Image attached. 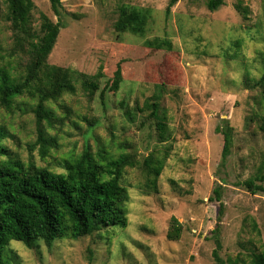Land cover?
Masks as SVG:
<instances>
[{"label": "rangeland", "instance_id": "rangeland-1", "mask_svg": "<svg viewBox=\"0 0 264 264\" xmlns=\"http://www.w3.org/2000/svg\"><path fill=\"white\" fill-rule=\"evenodd\" d=\"M31 1L27 28L40 34L41 14L53 22L58 17L49 0ZM207 1L60 0L61 28L46 60L99 73L98 89L89 95L77 81L75 91L61 97L65 107L54 105L57 148L45 159L37 148L30 151L34 101L23 94L11 109L0 103V125L9 133L4 144L23 161L54 172L85 146L96 152L122 145L109 151L113 160L125 156L131 163L121 176L126 224L32 248L12 240L13 264H216L217 224L222 264H243L264 248V192L243 185L264 171V0H223L214 10ZM121 5L147 14L143 36L116 32ZM9 18L0 0V79L16 83L30 39L14 32ZM154 37L169 40L171 49L145 47L144 40ZM154 95L164 132L155 124L162 117L150 115ZM227 127L232 141L222 160ZM156 163L161 169L155 177ZM154 178L156 188L146 186ZM172 224L179 235L170 240Z\"/></svg>", "mask_w": 264, "mask_h": 264}, {"label": "trees", "instance_id": "trees-1", "mask_svg": "<svg viewBox=\"0 0 264 264\" xmlns=\"http://www.w3.org/2000/svg\"><path fill=\"white\" fill-rule=\"evenodd\" d=\"M174 0H171L173 3ZM7 5L11 28L27 36L28 61L25 72L19 82L0 79V103L11 109L15 98L27 94L34 101L32 113L34 115L35 141L30 151L37 148L42 159L57 148V141L51 133L55 125V104H60L61 97L75 91V82H79L87 94L92 95L98 89L100 74L87 75L71 71L67 68L48 64L47 57L56 41L61 28L59 21L61 12L60 0H49L56 22L51 21L44 14L40 15V34L29 32L27 23L29 12L33 8L31 0H3ZM223 0H208L207 6L214 10ZM147 25V14L134 6L121 5L117 19L114 21L116 32H130L143 36ZM145 47L155 50L171 49V42L167 39L154 37L144 40ZM119 67L114 72L116 85L121 80ZM115 85V86H116ZM150 115L156 119L155 123L162 132L166 123L164 116H159V96L154 95L150 104ZM61 119V118H59ZM93 123L91 122L90 125ZM222 160L230 151L232 132L227 127L223 131ZM8 131L0 125V264H13L16 254L9 249L10 241L22 242L32 248L38 241L46 245L58 238L77 239L111 226H125V209L123 202L127 199V189L121 184L123 168L131 163L119 158L113 160L111 151L122 150L123 146L105 149L100 147L96 152L85 146L80 154H69L62 159L63 171L54 172L47 166L36 164L32 159L23 161L10 152L4 144ZM11 136V135H10ZM163 134L160 138L168 137ZM109 146V145H108ZM157 164V163H156ZM264 168V162L262 169ZM160 165L151 169L155 175L159 173ZM155 180L148 179L146 186L155 189ZM264 171L256 178L243 181L245 188L255 194L264 192ZM219 197L218 188L214 190ZM171 221L176 223L172 217ZM255 226V225H254ZM218 224L215 226V249L212 256L216 264H222L218 255L220 240ZM179 229L172 224L167 231V238L176 239ZM243 264H264V248L250 253L249 259Z\"/></svg>", "mask_w": 264, "mask_h": 264}]
</instances>
